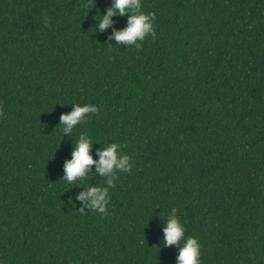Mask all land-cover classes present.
<instances>
[{"label":"trees","instance_id":"16d2710c","mask_svg":"<svg viewBox=\"0 0 264 264\" xmlns=\"http://www.w3.org/2000/svg\"><path fill=\"white\" fill-rule=\"evenodd\" d=\"M141 3L136 48L95 31L111 0H0V264H176L172 207L200 264H264V0ZM71 103L98 111L63 134ZM80 132L132 161L104 213L68 202Z\"/></svg>","mask_w":264,"mask_h":264},{"label":"clouds","instance_id":"9594fccd","mask_svg":"<svg viewBox=\"0 0 264 264\" xmlns=\"http://www.w3.org/2000/svg\"><path fill=\"white\" fill-rule=\"evenodd\" d=\"M115 15L127 16L125 26L115 29L109 34V40L115 43L108 45H124L140 48V42L147 36L155 39L154 30L155 14L142 10L141 0H111L105 12L97 14L95 31H104L113 24ZM47 22V20H45ZM70 111L63 112L59 116L58 125L62 126V133H71L75 126L82 123L87 114L98 111L94 104L71 103ZM94 144L92 137L86 132H80L74 141L71 156L63 164L62 179L73 186H81V190L68 198L69 203L79 200L80 210L104 213L109 204V189L114 186L118 172H129L132 169V161L127 153L121 152L120 144L108 143L96 148L94 158L91 151ZM95 166L94 172L104 177V183L93 185L88 182L82 186L80 181L89 177V169ZM162 243L164 246L179 245L176 264H200V242L195 236H186L185 228L177 209L172 207L166 219H163Z\"/></svg>","mask_w":264,"mask_h":264}]
</instances>
